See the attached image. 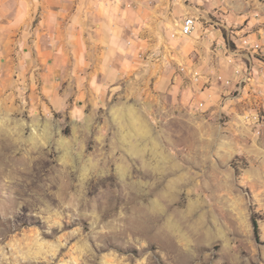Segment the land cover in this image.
I'll list each match as a JSON object with an SVG mask.
<instances>
[{
	"label": "rangeland",
	"instance_id": "obj_1",
	"mask_svg": "<svg viewBox=\"0 0 264 264\" xmlns=\"http://www.w3.org/2000/svg\"><path fill=\"white\" fill-rule=\"evenodd\" d=\"M179 6L108 85L0 50V264H264V0Z\"/></svg>",
	"mask_w": 264,
	"mask_h": 264
},
{
	"label": "crops",
	"instance_id": "obj_2",
	"mask_svg": "<svg viewBox=\"0 0 264 264\" xmlns=\"http://www.w3.org/2000/svg\"><path fill=\"white\" fill-rule=\"evenodd\" d=\"M170 1L166 7L161 0H0V47L6 46L0 50L22 54L19 49L24 48L22 56L29 57L32 50L26 42L34 35L35 54L47 61L42 75L52 84L62 74L70 76L71 69H83L86 85H108L127 64L137 62V49L157 36L149 30L166 28L172 16L179 22L193 15L180 9L179 0ZM204 17L206 43L214 38L219 42L218 29ZM178 32L169 40L178 39ZM200 52L206 54L202 48Z\"/></svg>",
	"mask_w": 264,
	"mask_h": 264
},
{
	"label": "built area",
	"instance_id": "obj_3",
	"mask_svg": "<svg viewBox=\"0 0 264 264\" xmlns=\"http://www.w3.org/2000/svg\"><path fill=\"white\" fill-rule=\"evenodd\" d=\"M197 19L193 16H188L185 17L181 23V26L179 28V32L177 35H179V37H189L191 36L197 27ZM175 34L171 36V38H175ZM244 45L248 44V41L245 40L243 42ZM255 48H257L258 46H254ZM187 62H185V64H179L178 65V71H179V75L183 76L185 79L190 80L192 83H198L200 78H202V75L200 74V71L197 67L192 66H188L186 64ZM239 74V72L237 71L236 74ZM249 78V76L243 77L241 76L238 82V85H242L245 81H247ZM219 80H222L221 77H219ZM225 84H229V80L225 82ZM204 105L203 103L199 104V107L202 108ZM261 117L256 114L254 116L251 117V122L255 125V126H260L261 125ZM264 118V117H262Z\"/></svg>",
	"mask_w": 264,
	"mask_h": 264
},
{
	"label": "trees",
	"instance_id": "obj_4",
	"mask_svg": "<svg viewBox=\"0 0 264 264\" xmlns=\"http://www.w3.org/2000/svg\"><path fill=\"white\" fill-rule=\"evenodd\" d=\"M252 225H253V228H254V232L257 233V221L254 218H252Z\"/></svg>",
	"mask_w": 264,
	"mask_h": 264
}]
</instances>
